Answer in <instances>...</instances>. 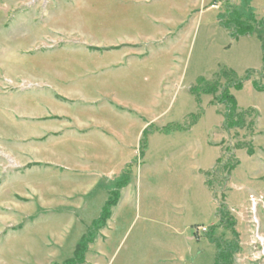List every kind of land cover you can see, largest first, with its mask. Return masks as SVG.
<instances>
[{
	"label": "rangeland",
	"instance_id": "374dc122",
	"mask_svg": "<svg viewBox=\"0 0 264 264\" xmlns=\"http://www.w3.org/2000/svg\"><path fill=\"white\" fill-rule=\"evenodd\" d=\"M241 3L0 0V264L73 259L111 200L84 264H171L173 251H186L190 264H216L217 244L196 229L232 241L231 222L234 264H264L262 42L233 38L220 21ZM251 8L264 20V0ZM226 87L245 114L240 128L226 127L217 98ZM83 96L95 101L93 112ZM58 114L126 130L127 148L111 139L127 162L106 168L117 172L112 182L88 193L87 165L109 153L103 139L66 131L41 145L48 124L62 128L48 121ZM221 162L222 174L208 177Z\"/></svg>",
	"mask_w": 264,
	"mask_h": 264
},
{
	"label": "trees",
	"instance_id": "16d2710c",
	"mask_svg": "<svg viewBox=\"0 0 264 264\" xmlns=\"http://www.w3.org/2000/svg\"><path fill=\"white\" fill-rule=\"evenodd\" d=\"M241 9H233L227 15H221L220 21L222 25L231 32L233 38L236 36H248L258 34L259 39L262 42L263 56H264V20H257L255 14L251 8V4L253 0H241ZM226 17H229L227 20ZM264 60V58H263ZM250 72H248L245 81L250 79ZM243 81L234 84L233 88H242ZM231 88H224L222 93L217 97L220 104H224L227 106L226 113V127L228 129L240 128L245 120V114L240 113L237 106V101L235 97L230 93ZM213 92H217L214 89ZM234 168L231 167V170ZM225 169V165L222 162L215 168L214 172L221 173ZM229 179V177H228ZM227 179V180H228ZM115 201L111 200L107 205L105 210L102 213L100 220H98L93 229L90 230L87 234H85L79 244L76 247L75 256L73 259L66 261L64 264H84L86 262V255L88 253L90 245L94 242L95 237L97 236V232L103 227V225L111 218L112 208L115 207ZM226 210V208H220L218 216L221 217L223 224L225 223L226 216L222 211ZM228 216V215H227ZM227 228H232L235 235V240L232 241H224L222 239L215 238L213 234L210 238L212 242L216 243L219 249L217 256L216 264H234L235 255L240 251V244L238 241L239 234L233 230L234 222H231ZM215 229L212 228L211 232L214 233ZM206 235V234H205Z\"/></svg>",
	"mask_w": 264,
	"mask_h": 264
},
{
	"label": "crops",
	"instance_id": "0c3cea01",
	"mask_svg": "<svg viewBox=\"0 0 264 264\" xmlns=\"http://www.w3.org/2000/svg\"><path fill=\"white\" fill-rule=\"evenodd\" d=\"M66 99V98H65ZM82 103L86 104V107L84 109L85 110H89L92 112L94 111L93 110V106H92V102H95V101H91L89 99H84V96L82 97V100H81ZM111 109L113 107H111V105H108ZM107 106V107H108ZM114 110V114L119 116V117H127L128 115H132L131 113L125 111V110H122V111H118V110ZM85 115H76L74 117H69V116H66V115H59L58 116H55V115H49V118L50 120L48 121H62L63 122V126L62 128L58 127V125L52 123V122H48V123H52V124H48L49 126H47L46 128V131L44 132V138L41 142V145L43 144H47L57 138H59V136L62 134V133H65L66 131H69L71 132L72 134H74V137H77L78 139H85L86 136H96L98 138H101L103 139L104 143H107L108 142V145H107V149L109 148V150H107L109 153H104V158L103 159H96L95 158V161L91 162V164L87 165L88 167H91V170L93 169L92 171V174L93 176H91V182H90V185L88 187V193H91V192H95L97 189L101 188V184H102V181L104 179H108L110 182H112L111 178L113 177H117L116 173H114V170H110V171H107L106 168H110V167H125L127 165V162L126 161H121V154H122V149H120L118 146H116L114 144V142L111 140L113 137L115 138H119L120 137V143L119 145H123L127 148V145H128V141H127V132L125 129H120V133H115L114 130H112L111 126L109 123H106V122H100L96 117H93L92 115H87L88 117L85 118L84 117ZM64 128V130L62 131V129ZM115 133V135H114ZM140 136V135H139ZM116 143V142H115ZM112 147H114V151H111ZM90 163V162H88ZM41 163H34L32 164L31 168H34L36 167L37 165H40ZM78 164H84L83 162H80ZM45 165H51L53 166L54 164H50V163H45ZM218 164H215L209 173H206L208 174V177H209V174L213 173L215 168L217 167ZM78 167V166H77ZM103 173H100L101 170H103ZM119 169V168H118ZM124 169L120 170V172L118 171V174L120 175V177L122 176L123 174V171ZM216 173V172H214ZM229 180H231V178H229ZM130 186V185H129ZM129 186L127 188H129ZM127 188H125L124 190L127 192ZM226 206H227V209L228 210H236L235 209V205L231 204L229 201H228V198H226ZM172 257L175 258V261L172 262L171 264H190L189 263V259L187 257V253L186 251H182L181 253L180 252H177V251H173L172 252Z\"/></svg>",
	"mask_w": 264,
	"mask_h": 264
},
{
	"label": "built area",
	"instance_id": "2783aa9c",
	"mask_svg": "<svg viewBox=\"0 0 264 264\" xmlns=\"http://www.w3.org/2000/svg\"><path fill=\"white\" fill-rule=\"evenodd\" d=\"M253 202H254V209H255L256 203L254 200ZM208 232H209L208 228H202V229L197 228L196 229V234H198V236H200L201 234H207Z\"/></svg>",
	"mask_w": 264,
	"mask_h": 264
}]
</instances>
